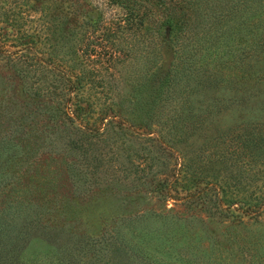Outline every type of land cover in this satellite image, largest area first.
<instances>
[{
  "label": "trees",
  "instance_id": "obj_1",
  "mask_svg": "<svg viewBox=\"0 0 264 264\" xmlns=\"http://www.w3.org/2000/svg\"><path fill=\"white\" fill-rule=\"evenodd\" d=\"M56 1L59 4L55 8L44 5L40 9L39 30L47 31L44 37L49 48L41 51L36 47L31 59L27 57L16 65L15 77L26 98L23 103L16 102L22 110L15 115L16 106L9 109L0 105V110L5 108L0 111V198L5 193L3 184L11 187L16 181V168L28 158L33 160L37 150L65 154V150L82 148L77 141H101L114 136H120L118 147L122 148L127 134L124 126L128 125L133 134L142 131L149 135L148 145L142 142L140 146H131L135 156L143 157L146 167L139 170L141 166L135 157L132 171L138 176L130 179L129 187L152 192L165 201L176 199L189 205H194L198 198L209 200L202 204L212 216L241 222L246 217L260 218L264 213V121L247 117L225 129L218 122L228 108L226 104H239L252 113L264 109V105H254L264 95V0H106L109 6H119L123 12L108 15L100 10L92 20L83 17L81 0ZM90 24L94 30L105 31L103 36L93 37L94 42L110 43L103 44L102 51L92 49L98 55L93 60L96 63L105 58L121 61L130 51L124 48L129 38V43L142 35L148 38L157 34L159 38L157 48L147 54L139 69V77L125 76L129 93L123 91L117 100L112 99L110 107L102 109V119L112 116L104 130L89 125L91 105L84 107L79 99L86 85L95 82L99 74L98 70L87 71L80 66L85 53L83 42L90 38L83 35V26ZM236 28L243 39L240 68L244 86L240 97L220 98L217 90L229 83H223L224 76L219 71H232L237 66L234 56L227 61L229 64L222 60L227 46H233L229 40ZM65 61L73 64L69 73L59 69ZM31 62L40 68V78L34 79L35 67L28 64ZM75 69L78 72L74 73ZM53 73H60L57 81L60 78L65 89L68 87L67 92L56 91L57 84L49 78ZM205 94L217 96H212V103L205 107L196 105L195 98ZM35 111L56 116V125L49 124L40 132L34 123ZM115 123L122 131L114 130ZM196 134L202 139L200 144ZM135 142L140 143L137 139ZM64 163L72 178L79 179V159ZM20 198V204L15 196L10 202L0 201V264H25L24 251L33 237L31 231L34 226L35 231L38 229L29 215L33 199L29 204ZM152 214L142 212L122 225L147 237L150 231L137 225L136 220L156 215L166 224L177 222L166 214ZM10 215L20 217L22 223L11 222ZM115 229V234L102 241L88 240L85 247L96 249L99 256L109 244L123 261L134 254L152 260L142 245H134L117 226ZM70 256L66 255V264H74ZM98 260L101 261L100 256L94 264L100 263Z\"/></svg>",
  "mask_w": 264,
  "mask_h": 264
},
{
  "label": "rangeland",
  "instance_id": "obj_2",
  "mask_svg": "<svg viewBox=\"0 0 264 264\" xmlns=\"http://www.w3.org/2000/svg\"><path fill=\"white\" fill-rule=\"evenodd\" d=\"M81 2L83 17L88 20L96 19L100 10L107 11L108 15L123 12L119 6H109L106 0ZM58 4L56 0H0V105H6L9 109L16 106L15 115L21 109L16 102L23 103L26 99L21 94L20 81L15 77L16 65L27 57L31 59V56L36 54V47L41 51L49 48L44 37L47 31L39 30L40 9L44 5H50V9L55 8L54 6ZM83 27V35L85 33V36L90 38L83 42L85 53L82 54L80 66L87 71L98 70L99 74L95 82L90 81L91 83L86 85L79 99H82L84 107L91 105L89 125L104 130L112 116L102 119V109L110 107L112 99L117 100L123 91L129 93L130 87L125 83V76L132 79L139 77V69L141 70L145 63L147 54L150 55L157 48L159 38L157 34L148 38L142 35L133 39L132 43H129V38L124 48L130 51L123 55L121 61H108L105 58L104 61L100 59L99 63H96L93 60L97 59L98 55L95 56L92 49L102 51V45L110 43L98 44V40V42L92 40L98 35L103 36L105 32L103 29L94 30L91 24ZM49 34L51 35V31ZM146 39L148 41H145ZM242 41L241 32L236 28L229 40L233 46H227V54H224L222 60L227 62L234 56L237 66L232 71L227 69L219 71L224 76L223 83H229L217 90L220 98H229L232 95L240 97L242 92L244 86L240 68ZM53 59L58 63L57 58ZM12 60L18 63H8ZM166 61H169V57ZM112 63L109 69L107 66ZM28 64L35 67L32 71L35 73L34 79L40 78L42 72L35 66V62ZM59 69L69 73L73 69V64L65 61L59 65ZM76 72L78 70L75 69L74 73ZM58 75L60 73H53V77H49L57 84L54 88L58 93L62 89L67 92L68 87L65 89L60 78L57 81ZM212 96L217 95L205 94L196 98L194 96L196 105L205 107L212 103ZM75 99L76 96L74 101ZM256 103L259 106L264 105V95L255 100L254 105ZM226 107L228 108L218 122L221 129L236 125L247 117L264 121V109L252 113L247 112L239 104L234 107L226 104ZM1 110L5 108L2 107ZM33 116L40 132L49 124L52 127L56 125V116L37 111ZM115 124L114 130L122 131L119 125ZM124 127L127 134L124 137L126 143L122 148L118 147V144L121 145L120 136H114L101 141L96 139L84 143L77 141L82 148L65 150V154L43 153L37 150L33 160L29 161L28 158L21 162L23 164L18 166V169L16 168L17 175L14 178L16 181L11 187L3 184L5 193L0 198L2 203L10 202V198L14 196L18 199V204L22 203L19 201L20 197L26 199L28 203L30 198L33 199L29 215L35 220L38 229L35 231L34 226L31 231L33 237L24 251L25 264H66V255L71 254L69 259L74 264H94L99 256L101 261L98 260L100 262L98 264H264V213L260 218L246 217L241 222L210 215L204 207L205 204H202L209 200L198 198L194 205H189L182 200L165 201L152 192L129 187L130 179L138 176L132 171V162L137 156L131 146H140L142 142L148 145L146 138L149 135L141 133L142 131L133 134L129 131L128 125ZM135 139L140 143H136ZM195 139L198 140L197 144L202 142L198 134L195 135ZM73 158L75 161L79 159L78 164L80 168L82 166L79 179L72 178L64 163V160L66 162ZM136 162L141 166L139 170L146 167L143 157L140 159L137 157ZM181 193L185 195V192ZM142 212L153 213L152 215L166 214L177 222L166 224L165 221L154 217L156 215L144 221L136 220L137 225L146 226L150 231L147 237L135 228L122 225V223L127 225L130 219ZM14 217L10 215L11 222L14 220L15 224L22 223L20 217ZM116 226L132 239L133 244L142 245L152 260L138 258L134 254L130 260L127 258L123 261V257L118 256L113 246L109 244L99 256L96 249L85 247L88 240L102 241L104 237L115 234Z\"/></svg>",
  "mask_w": 264,
  "mask_h": 264
}]
</instances>
